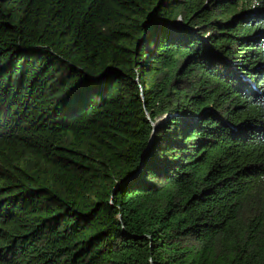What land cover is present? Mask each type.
<instances>
[{"label":"trees","instance_id":"trees-1","mask_svg":"<svg viewBox=\"0 0 264 264\" xmlns=\"http://www.w3.org/2000/svg\"><path fill=\"white\" fill-rule=\"evenodd\" d=\"M0 264H264V0H0Z\"/></svg>","mask_w":264,"mask_h":264},{"label":"rangeland","instance_id":"rangeland-1","mask_svg":"<svg viewBox=\"0 0 264 264\" xmlns=\"http://www.w3.org/2000/svg\"><path fill=\"white\" fill-rule=\"evenodd\" d=\"M180 22V21H179ZM196 29V28H195Z\"/></svg>","mask_w":264,"mask_h":264}]
</instances>
